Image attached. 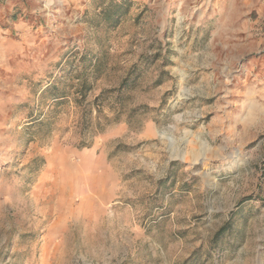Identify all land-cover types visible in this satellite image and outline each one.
<instances>
[{
    "label": "rangeland",
    "instance_id": "1",
    "mask_svg": "<svg viewBox=\"0 0 264 264\" xmlns=\"http://www.w3.org/2000/svg\"><path fill=\"white\" fill-rule=\"evenodd\" d=\"M103 1L0 0V264H264V0Z\"/></svg>",
    "mask_w": 264,
    "mask_h": 264
},
{
    "label": "trees",
    "instance_id": "2",
    "mask_svg": "<svg viewBox=\"0 0 264 264\" xmlns=\"http://www.w3.org/2000/svg\"><path fill=\"white\" fill-rule=\"evenodd\" d=\"M131 5V0H121L119 2L111 0L107 2L106 0L103 1L102 4V11L100 16L107 21L110 26H116L121 22V18L127 11L129 10V6ZM147 60V58H146ZM137 68V67H136ZM131 78L130 76L127 77L121 85L120 90L125 89L129 86ZM83 92L82 94L85 96V93L90 90L88 85L85 86L83 84L82 87ZM247 200H250L249 198ZM243 205V204H242ZM241 205V206H242ZM240 207V206H239ZM233 218H231L224 226H222L213 237L211 247L208 251L203 252V249H197L186 261L185 264H203L202 262H207L213 252L217 249L221 250V246L225 242L227 236L231 235L232 230L234 228ZM238 247V246H237ZM236 247V248H237ZM216 248V249H215Z\"/></svg>",
    "mask_w": 264,
    "mask_h": 264
},
{
    "label": "bare ground",
    "instance_id": "3",
    "mask_svg": "<svg viewBox=\"0 0 264 264\" xmlns=\"http://www.w3.org/2000/svg\"><path fill=\"white\" fill-rule=\"evenodd\" d=\"M216 35V34H215ZM185 157V156H184Z\"/></svg>",
    "mask_w": 264,
    "mask_h": 264
}]
</instances>
